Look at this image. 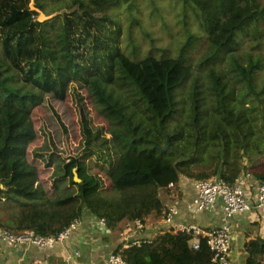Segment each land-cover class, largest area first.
I'll list each match as a JSON object with an SVG mask.
<instances>
[{"label":"trees","instance_id":"trees-1","mask_svg":"<svg viewBox=\"0 0 264 264\" xmlns=\"http://www.w3.org/2000/svg\"><path fill=\"white\" fill-rule=\"evenodd\" d=\"M128 1L0 0L1 230L55 238L84 214L107 229L136 221L144 228L164 217L162 196L174 194L181 178L233 185L250 175L264 183V172L243 163L254 161L250 148L264 156V59L248 53L243 64L237 53L246 37L252 50L264 47V2L175 0L186 35L167 56L153 41L141 50L129 10L128 26L119 24L115 11H138ZM189 20L196 34L184 27ZM209 63L203 81L197 74ZM83 94L107 130L92 128ZM68 95L82 150L63 158L49 152L48 140L30 160L33 112ZM41 163L51 169L47 189ZM192 240L165 229L113 253L125 264H210L206 240L196 249ZM246 251V264H264V240Z\"/></svg>","mask_w":264,"mask_h":264},{"label":"crops","instance_id":"crops-1","mask_svg":"<svg viewBox=\"0 0 264 264\" xmlns=\"http://www.w3.org/2000/svg\"><path fill=\"white\" fill-rule=\"evenodd\" d=\"M246 179H251L248 183ZM237 183L250 197L259 183L250 176H241ZM197 195L195 182L181 178L177 191L162 196L166 212L175 208L178 214L174 217L176 224H193L203 229H212L221 225L222 210L220 202L211 213H193L188 209ZM231 228L229 262L246 264L248 253L246 244L250 241L264 240V213L252 211L233 217L229 221ZM121 224L119 228L107 229L102 221L84 214L77 221L68 239L52 248L30 247L19 245L4 247L0 245V264H108L110 254L121 246L127 247L132 241L150 240L166 227L163 218L149 220L140 231Z\"/></svg>","mask_w":264,"mask_h":264},{"label":"rangeland","instance_id":"rangeland-1","mask_svg":"<svg viewBox=\"0 0 264 264\" xmlns=\"http://www.w3.org/2000/svg\"><path fill=\"white\" fill-rule=\"evenodd\" d=\"M262 2H264V0H262ZM174 3L175 0H129L126 4H134V6L138 8V11H135L132 7H124L115 11V14L118 13L117 18L123 29L128 26V22L125 19L126 10H129L132 15L138 19V24L133 28V38L141 43V50H147L148 43L153 41L157 54L173 56L177 45L184 41L186 35L184 29L180 27L179 18L174 13ZM110 13H112V11H110ZM53 16L45 17L40 14L39 20H47ZM184 27L187 30L190 29L192 31L191 33L196 34L199 32L196 23L190 20ZM261 29L264 31V26H262ZM248 40L249 38L246 37L239 50H237L240 62L243 64L246 63L248 53L260 54L264 59L263 45L259 49L252 50L248 44ZM164 51L166 52L163 53ZM191 54L192 52L190 55ZM193 56V62L194 60L197 61L196 58L198 55L195 56V53H193ZM210 65L209 63V65L201 67L197 74L203 81L206 79L202 77H205L206 70H208ZM195 67L196 66H193V70H195ZM83 101L89 110L92 128L97 129L98 127H103L107 130L106 122L96 115L84 94ZM47 105L46 107L42 106L41 108H37L33 112L32 120L35 131L37 132V137L29 146V159L34 160L32 153L37 151V149L44 144H47L48 140L49 152H56L63 158L76 156L84 145V140L81 137L80 119L76 101H73L72 97L68 95L63 102L49 99ZM261 148L262 145L259 150H261ZM249 152L254 160L253 163L249 165L246 159H243V163H246L249 170L252 172H264V156L259 158L254 156L255 150L253 148H250ZM46 153L47 151L43 154ZM38 168L40 183L47 189L50 187L49 175L51 169H46L42 163L38 164ZM249 176L250 175H248V177ZM246 181L250 183L251 179H246ZM129 225H132V223H129Z\"/></svg>","mask_w":264,"mask_h":264},{"label":"built area","instance_id":"built-area-1","mask_svg":"<svg viewBox=\"0 0 264 264\" xmlns=\"http://www.w3.org/2000/svg\"><path fill=\"white\" fill-rule=\"evenodd\" d=\"M197 195L188 205V209L193 213H211L216 208L217 202L221 204L222 223L212 229H203L193 224H176L174 217L178 214L175 208H170L165 212L163 223L166 230L173 232H185L191 234V241L194 249L197 248L200 238L206 240V244L212 254L210 264H231L229 262L231 228L229 221L233 217L246 214L253 209L264 213V183L255 186L252 196H247L241 183L228 185L219 178H211L206 181L195 182ZM77 221L72 223L67 229L59 233L55 238H44L31 232L14 234L0 229V245L4 247H14L25 245L30 247L52 248L68 239L72 230L75 229ZM128 227L140 231L143 229L141 222L136 221ZM141 241H132L129 246H139ZM108 264H125L119 253H112L108 258Z\"/></svg>","mask_w":264,"mask_h":264},{"label":"water","instance_id":"water-1","mask_svg":"<svg viewBox=\"0 0 264 264\" xmlns=\"http://www.w3.org/2000/svg\"><path fill=\"white\" fill-rule=\"evenodd\" d=\"M166 149H167V147H166ZM73 176H74V181L76 182V183H78L79 182V179H78V177H77V175H76V171L74 170L73 171ZM1 190H2V188H1V186H0V192H1ZM0 202H2V199L0 198Z\"/></svg>","mask_w":264,"mask_h":264}]
</instances>
